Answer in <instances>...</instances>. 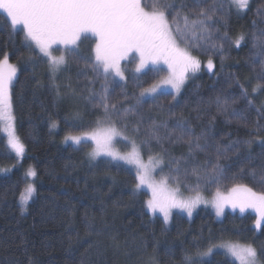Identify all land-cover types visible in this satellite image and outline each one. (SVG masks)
<instances>
[{"label":"trees","instance_id":"trees-1","mask_svg":"<svg viewBox=\"0 0 264 264\" xmlns=\"http://www.w3.org/2000/svg\"><path fill=\"white\" fill-rule=\"evenodd\" d=\"M169 2L180 10L182 31L184 15L195 19L198 8L215 9L206 21L207 39L178 34L181 46L200 61L178 100L167 92L140 98L142 90L165 77L162 68L137 74L128 61L122 64L125 82L106 79L92 67L95 39L89 36L53 73L23 31L13 30L0 14V59L6 54L17 68L12 112L24 145L17 159L0 130V264H184L186 254L203 264H237L222 252L197 255L224 241L253 246L264 262V226L255 227L252 209L228 207L221 217L199 209L191 219L176 213L166 224L146 210L148 194L137 190L134 171L94 158L88 143L63 144L66 136L90 132L97 122H112L140 146L145 159L160 158L167 181L186 194L198 189L214 197L217 189L226 192L236 183L264 191V87L253 91L264 85V0H249L246 10L231 0ZM181 129L191 136L181 138ZM214 167L221 173L216 180ZM29 169L36 173L35 192L23 213L19 202L32 184Z\"/></svg>","mask_w":264,"mask_h":264},{"label":"snow or ice","instance_id":"snow-or-ice-1","mask_svg":"<svg viewBox=\"0 0 264 264\" xmlns=\"http://www.w3.org/2000/svg\"><path fill=\"white\" fill-rule=\"evenodd\" d=\"M248 4L249 0H231V5L238 10H246ZM169 9L173 10L171 21L168 15ZM0 11L6 14V19L13 30L22 26L25 39L47 57L53 71L58 70L65 63L63 54L53 55L54 45H61L65 49L75 48L81 37L91 34L95 37V63L92 67L94 70L102 71L106 79L109 74H114L123 80L125 77L121 61L135 53L139 60L135 68L136 72L142 71L149 63L163 62L167 65L168 75L162 83L171 86L179 93L187 79V74L199 70L200 61L191 55L186 46H181L178 34L181 36L190 34L197 42L207 39L208 37L204 35L207 32L206 21L212 18L215 9L214 7L198 8L195 19L184 15L183 31L180 26V10L174 9L169 0H150L148 4L143 3L142 0H0ZM242 39L243 36H240L236 40L237 47ZM207 66L209 70L212 69L211 60L208 61ZM16 74V66L9 63V58L5 54L0 59V121L5 122L4 130L7 132L9 145L18 156H22L24 145L15 133L12 112L11 87ZM261 87L264 85L258 84L253 91ZM156 88L157 85L154 84L151 88L144 89L141 95L151 94ZM244 95H247L246 91ZM100 106L107 113L109 108L107 96L101 97ZM217 106L220 107L219 98H217ZM111 107L115 108V105ZM223 110L227 111V107ZM180 131L181 138L185 135L191 136L188 130ZM118 136L122 137L123 134L114 125L101 126V123L97 122V127L90 132L69 135L65 140L77 145L82 140H91L95 143L93 157L107 155L135 165L139 181L136 187L146 186L151 190L152 198L147 201V207L153 213L157 211L162 213L165 222L169 220L173 208L186 211L191 216L200 203H208L202 198L198 189L195 190V196L181 198L179 188L170 189L166 178L159 182L155 181L150 167L143 163L135 144L132 151L126 154L114 151L113 141ZM196 140L195 148L200 149L199 138ZM246 143L250 144V141ZM226 147L230 148L232 145ZM219 154L217 149L218 157ZM149 159L151 163L152 158ZM156 163L160 164L162 161L157 160ZM174 163L178 172L180 161L175 160ZM198 172L199 169L193 168L194 174ZM212 173V180H216L217 176L221 175L218 167H214ZM27 175L34 177L36 173L29 169ZM252 175H255V171ZM261 178L264 179V170ZM34 192L35 188L28 183L20 195L21 204L25 205ZM211 203L217 216L222 215L226 207H231L233 210L239 208L242 213L252 209L256 213V228L264 226V191L257 192L245 184L236 183L226 192L217 189ZM219 247L239 261V264H264L259 259L257 250L251 245L241 244L238 241H224ZM212 251L213 247L209 246L204 252L198 250L197 255L208 256ZM184 264H203V261H197L186 254Z\"/></svg>","mask_w":264,"mask_h":264},{"label":"rangeland","instance_id":"rangeland-1","mask_svg":"<svg viewBox=\"0 0 264 264\" xmlns=\"http://www.w3.org/2000/svg\"><path fill=\"white\" fill-rule=\"evenodd\" d=\"M0 14H3L5 17H6V14L5 13H3L2 11H0ZM9 22V21H8ZM10 23V22H9ZM15 30H22L23 31V28H22V26H18ZM23 33H24V31H23ZM24 36H25V34H24ZM86 36H89V37H91V38H94L95 39V37H93V36H91V34H88V35H86ZM85 36H83V37H81V40H82V38H84ZM29 42V41H28ZM79 42V41H78ZM30 44H31V42H29ZM33 45V44H32ZM78 45V44H77ZM35 46V45H34ZM77 47V46H76ZM76 47L75 48H71V49H65L63 46H61V45H54L53 46V55H55V56H60L61 54H63L64 56H65V63H66V56L68 55V54H71L73 51H76ZM37 51H38V53L40 54V56H42L44 59H46L47 60V62H48V59H47V57H44L40 52H39V50L37 49ZM94 55H95V52H94ZM134 60V71H135V68H136V65L138 64V62H139V60H138V56L135 54V53H132L131 55H129L126 59H124V60H122L121 61V66H122V64L123 63H126V62H128V61H133ZM65 63L62 65V66H60V68L58 69V70H56V71H53V73H56V72H58V71H60L61 69H63V67H64V65H65ZM149 68H162V69H164L165 71H166V75H165V77L161 80V81H159V82H157L155 85H157V88H156V91L155 92H153V93H151V94H145V95H141V93L144 91V90H142L141 92H140V98L141 99H146V98H151V97H154V96H156V95H159V94H161V93H165V92H167V93H171L172 94V96H173V98L175 99V100H178V98H179V96H180V92H181V90H182V87L184 86V84H183V86L181 87V89H180V91H179V93H177L174 89H172L171 88V86H169V85H165V84H163L162 83V81L167 77V75H168V68H167V65H165L163 62H160V63H158V64H152V63H149L142 71H140V72H136L135 71V73H137V74H140V73H142V72H144L145 70H147V69H149ZM81 69H83V68H81ZM101 73H102V71H101ZM103 74V73H102ZM191 74H193L192 72H189L188 74H187V78L188 77H190L191 76ZM17 75V74H16ZM109 76H112V77H114V78H116L118 81H120V82H125L126 81V79L124 78L123 80L122 79H120L119 77H117V76H115L114 74H109ZM124 77H125V75H124ZM16 78V77H15ZM14 81V80H13ZM13 83V82H12ZM153 86V85H152ZM152 86H150V87H148V88H151ZM148 88H146V89H148ZM84 107H88V100L87 99H84ZM108 125H114L112 122L111 123H105V124H103V125H101V126H108ZM5 122H3V121H0V130H1V132H2V134L6 137V139H7V142H8V135H7V132L4 130L5 129ZM115 126V125H114ZM116 127V126H115ZM117 128V127H116ZM53 129H55V126H53ZM118 129V128H117ZM119 130V129H118ZM122 134H123V136L122 137H116L115 138V140L113 141V149H114V151H116V152H119L120 154H126V153H128V152H131L132 151V147H133V144H135V146H136V148H137V150L139 151V153H140V156H141V159H142V161H143V163L145 164V165H148L149 167H150V169H151V174H152V178L155 180V181H157V182H159L161 179H165L166 177L163 175V170H162V163H160V164H157L156 163V161L157 160H160V161H162L160 158H158V157H155V158H152V160H151V163H150V159H145L144 157H143V155H142V152H141V149H140V146L136 143V142H134L132 139H131V137H129L125 132H123L122 130H119ZM16 133V132H15ZM83 133H81V134H76V135H82ZM17 137H18V135H17ZM67 137V136H66ZM65 137V138H66ZM65 138L63 139V144L64 145H70V146H73V147H78L79 145H81V144H84V143H88V144H90L91 145V151H92V153H93V151H94V149H95V143L93 142V141H91V140H82V142L79 144V145H77V144H73L70 140L69 141H67L66 142V140H65ZM8 148H9V151L12 153V155L13 156H15L17 159H19L20 157H17V154H16V152L11 148V146L9 145V143H8ZM94 158H104V159H109V160H112V161H114V162H118V163H121V164H123L124 166H126V167H128V168H130L132 171H134V173H135V175H136V181H137V184L139 183V181L137 180V168H136V166L135 165H133V164H128V163H126L125 161H123V160H119V159H113L111 156H107V155H99V156H95ZM34 171V170H33ZM34 178H35V176L34 177H32V176H29V181L30 182H32V184H33V186H34ZM167 184H168V187L170 188V189H176V188H179L178 186H174V185H171L170 183H169V181H167ZM137 190H140V191H145L147 194H148V200H150L151 198H152V193H151V190L150 189H148L146 186H141L140 188H137ZM179 194H180V196H181V198H188V197H190V196H195V194H186V193H184L183 192V190L181 189V188H179ZM201 196H202V198L205 200V201H208V203H200L194 210H193V212H192V215L191 216H189L188 214H187V212L186 211H182L181 209H178V208H173V209H171V214H170V218H169V220L167 221V222H165V220H164V217H163V214L162 213H160L159 211H157V212H155V213H153L152 211H150L149 209H148V207H147V202H146V210L148 211V213L151 215V216H158V217H160L166 224H169L170 223V220H171V217H172V215L173 214H180V215H183V216H185L186 218H188V219H191V218H193V216L195 215V213L199 210V209H207V210H209V211H213L215 214H216V210H215V208L212 206V203H211V201L214 199V197H208V196H204V195H202V194H200ZM30 200L31 199H29V201H27V203H29L30 202ZM147 200V201H148ZM27 203L25 204V205H22L21 204V200H20V202H19V204H20V207H21V209H22V212L24 213L25 211H26V205H27ZM226 208H228V207H226ZM224 209V210H227V209ZM217 216V215H216ZM222 215H220V216H217V217H221ZM255 227H256V224H255ZM215 250V251H214ZM213 252H222V253H225L227 256H229L226 252H225V250L224 249H222V248H220L219 247V245L218 246H216L214 249H213ZM230 257V256H229ZM234 262H236L237 264H239V261H237V260H235V258H233V257H230Z\"/></svg>","mask_w":264,"mask_h":264},{"label":"bare ground","instance_id":"bare-ground-1","mask_svg":"<svg viewBox=\"0 0 264 264\" xmlns=\"http://www.w3.org/2000/svg\"><path fill=\"white\" fill-rule=\"evenodd\" d=\"M11 61V60H10ZM178 122V121H177ZM195 128V127H194ZM189 145V144H188ZM179 146V145H178ZM185 146V145H184ZM188 147V146H187ZM174 148V147H173ZM177 148V147H176ZM184 150V149H183ZM180 155V154H179Z\"/></svg>","mask_w":264,"mask_h":264}]
</instances>
